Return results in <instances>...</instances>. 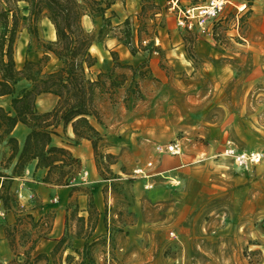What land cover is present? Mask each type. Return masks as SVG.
I'll use <instances>...</instances> for the list:
<instances>
[{"label":"rangeland","instance_id":"obj_1","mask_svg":"<svg viewBox=\"0 0 264 264\" xmlns=\"http://www.w3.org/2000/svg\"><path fill=\"white\" fill-rule=\"evenodd\" d=\"M78 1L86 8L83 25L94 38V71L105 73L107 88L121 89L120 99L110 95L101 100L104 108L98 106L110 138L102 139L94 152L97 176L106 181V212L112 216L105 237L81 250L72 246L75 234L67 222L65 242L50 252L53 264H264V159L239 166L223 154L228 141L240 151L264 153V0L250 5L230 0L203 25L181 24L183 12L169 0H137L138 10L127 19L109 15L94 29L86 24L92 8ZM209 2L182 0L181 9ZM19 6L21 68L26 58L40 60L45 44L56 37L49 34L44 17L33 36L28 5ZM126 48L138 53L139 60L118 66L111 51L118 52L121 62L129 54ZM58 65L51 57L47 70ZM176 142L182 146L180 155L157 148ZM10 154L11 149L3 151L0 171ZM148 162L153 163L148 176L134 172ZM60 172L54 171V180ZM92 177L82 163L71 183ZM117 177L134 189L114 185ZM156 186L158 198L151 192ZM84 191L92 194L89 188ZM69 207L77 211L75 199ZM22 209L20 205L17 213L23 218L17 216L15 222L19 228L9 238L24 258L15 260L44 262L49 257L36 258L34 250L42 236L35 231H42L40 222ZM73 222L86 224L79 218ZM90 230L91 220L86 232L77 235L88 236Z\"/></svg>","mask_w":264,"mask_h":264},{"label":"trees","instance_id":"obj_2","mask_svg":"<svg viewBox=\"0 0 264 264\" xmlns=\"http://www.w3.org/2000/svg\"><path fill=\"white\" fill-rule=\"evenodd\" d=\"M116 1L85 0L93 10L91 15L103 18ZM252 1L247 0V3L250 5ZM21 2L28 5L30 12L29 32L38 36L37 22L47 16L55 27L56 39L45 44L40 60L26 58L23 66L18 68L16 51L22 21ZM85 12V6L78 0H0V96L12 97V109L0 105V142L7 141L11 149L7 167L17 158L11 174L0 171V199L7 211L20 209L18 193L12 186L13 178L21 176L32 160H37V167L49 169L45 182L58 185L71 184L73 176L81 171V159L70 149L53 143V137L60 134V125L64 131L71 125L77 142L81 139L91 141L95 153L103 139L92 120L102 123L97 95L104 93L107 87L105 73L94 71L98 57L91 51L94 38L83 25ZM111 55L117 65L122 66L118 62V52L113 50ZM51 57H55L59 65L49 71L47 65ZM21 80H27L30 87L18 90L17 84ZM48 93L57 98L56 104L50 111H41L38 99ZM19 123L30 128L21 152L17 139L12 136ZM57 169L61 172L55 181L52 175ZM89 205L95 210L92 194ZM27 216L33 220L32 215ZM21 217L19 215V219ZM79 219L84 221L83 217ZM8 236H13V231ZM64 242L65 238H61L52 252L55 253ZM14 243L12 239L10 245ZM40 257L47 255L36 256ZM29 259L28 255L27 261Z\"/></svg>","mask_w":264,"mask_h":264},{"label":"crops","instance_id":"obj_3","mask_svg":"<svg viewBox=\"0 0 264 264\" xmlns=\"http://www.w3.org/2000/svg\"><path fill=\"white\" fill-rule=\"evenodd\" d=\"M138 8L139 3L137 0H128L126 3L124 1L117 0L111 8L107 10L106 16L111 15L113 16L112 19L116 18L120 21L127 19L134 11L138 10ZM44 18H46V22L50 25L51 21L49 18L47 16ZM88 18V22L90 23V27L87 26L88 28H99L102 25V16H88ZM127 50L129 51V49ZM138 60V53L134 55L129 51V54L125 52V59L120 63L122 65H135ZM116 70L121 72L119 67H116ZM153 70L154 74L158 73V70L155 67ZM26 87H30V83L27 80H21L17 84L18 90ZM110 95L117 96V98L120 99L121 89L106 88L104 93L97 95L98 106L104 108V104L101 100L106 99V97H109ZM11 99L12 97L10 95L0 96V105L8 110L12 109ZM56 101L57 98L53 94H43L38 99V107L41 111H50L54 108ZM92 123L100 131L103 139L108 141L110 138V132L106 125L98 123L96 120H92ZM61 130H63L62 125L59 127L60 133ZM29 132L30 128L22 123H19L12 132V136L18 141L20 152L23 150L25 140ZM53 143L70 149L75 157L81 159L83 163V170L86 167L89 168L93 177L87 182L79 180L78 182H72L69 185H56L55 183L45 182L44 178L48 174L49 169L45 167H37V160H32L27 164L21 176L13 178L12 186L13 189L20 194L21 198L19 199V203L23 208L22 210H27V212L33 216L35 222L39 221L40 225L38 228L42 229V231L37 229L35 230L38 232L37 237L40 234H42V236L40 237L34 250L36 254H46L49 259H45L44 262L40 260L37 264H53V261L50 258V252L53 251L60 239L66 235L65 233L68 230L67 222L70 223L69 231L75 234L71 237L72 246L81 250L93 241H99L102 237H105L103 233L109 231V221L112 216L111 211L108 213L106 212L108 200L105 196L107 194L104 195L103 192L104 187L106 186V181H102L97 176L94 149L91 141L81 139L77 142L72 126L69 125L65 130V135L61 136L59 134L53 137ZM9 149L7 141L0 142V168H2L1 159L3 157V151H8ZM16 161L17 158L9 167H4L5 169H3L2 172L11 174ZM110 169L114 174L117 173L114 168V164L110 165ZM114 180L119 181L114 182V185L120 183L119 186H126V191L132 189V187H129V184L124 181L125 179L117 177L114 178ZM85 188H89L91 190L95 210L90 208L89 196L85 193ZM52 190L54 192H52ZM151 192L153 196L158 198L161 190H159V187L156 186L155 188L153 187ZM113 197L115 198V195L112 191L111 200ZM73 199H75V207L77 208V211L75 212H72L69 207ZM17 216H19L17 210H5L0 199V264H18L15 259L18 261L24 259L23 256H18L15 249L11 247L8 236L9 232L14 231L15 228H19L18 225H15ZM79 217L84 218L86 223L85 225L74 222L71 223L74 218ZM89 220H91V230L89 235H77L86 232ZM66 243H68V241Z\"/></svg>","mask_w":264,"mask_h":264},{"label":"built area","instance_id":"obj_4","mask_svg":"<svg viewBox=\"0 0 264 264\" xmlns=\"http://www.w3.org/2000/svg\"><path fill=\"white\" fill-rule=\"evenodd\" d=\"M231 2L230 0H210L206 5H189L184 9H181L182 0H169L172 7L180 8L183 12V18L181 24L191 25L193 21H198L201 25L208 19H214L219 16L220 12L224 9L225 5ZM160 152H168L173 155H180L182 153V146L179 142L171 143L169 145H160L157 147ZM223 154L234 160L239 166L256 165L262 162L264 159V153L262 151H240L231 142L228 141L223 146ZM152 162L146 163L144 166L134 170L136 174L147 175L152 168ZM88 172L86 171L85 174ZM52 192H54L52 190Z\"/></svg>","mask_w":264,"mask_h":264},{"label":"bare ground","instance_id":"obj_5","mask_svg":"<svg viewBox=\"0 0 264 264\" xmlns=\"http://www.w3.org/2000/svg\"><path fill=\"white\" fill-rule=\"evenodd\" d=\"M87 26L90 27V23H89L88 21H87ZM48 30H49V34H50V35H53V37H54V36L56 37V35H55V27H54V25H53L52 23H50ZM92 47H93V46H92ZM92 47H91V48H92ZM16 59H17V61H22V58H21L20 55H18V56L16 57ZM150 123H154V120H151Z\"/></svg>","mask_w":264,"mask_h":264}]
</instances>
